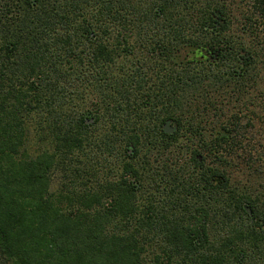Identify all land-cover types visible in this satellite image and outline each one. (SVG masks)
Returning <instances> with one entry per match:
<instances>
[{
    "label": "trees",
    "instance_id": "16d2710c",
    "mask_svg": "<svg viewBox=\"0 0 264 264\" xmlns=\"http://www.w3.org/2000/svg\"><path fill=\"white\" fill-rule=\"evenodd\" d=\"M224 1L0 0V264H264V0L250 46Z\"/></svg>",
    "mask_w": 264,
    "mask_h": 264
},
{
    "label": "rangeland",
    "instance_id": "374dc122",
    "mask_svg": "<svg viewBox=\"0 0 264 264\" xmlns=\"http://www.w3.org/2000/svg\"><path fill=\"white\" fill-rule=\"evenodd\" d=\"M224 2L227 4L226 7L229 8V5L231 4V0H225ZM236 4H237V1L236 3L231 4L230 6L231 10L230 12H228L230 14L229 17H230V28H231V31H229V33H234L235 35L239 34L242 36L243 35L242 31H240L242 18L240 16V11L239 9H237ZM242 38L244 39V41L246 42L248 46H250L253 43L255 44V40L250 36L243 35ZM170 124H171L170 122H166L164 126L166 125L167 128H172L174 131L173 125L171 124L172 125L171 126ZM164 126H163V129H164ZM167 134H170V133H167Z\"/></svg>",
    "mask_w": 264,
    "mask_h": 264
},
{
    "label": "water",
    "instance_id": "95a60500",
    "mask_svg": "<svg viewBox=\"0 0 264 264\" xmlns=\"http://www.w3.org/2000/svg\"><path fill=\"white\" fill-rule=\"evenodd\" d=\"M164 131H165L166 133H172V132H173V129H172V128H167V126L165 125V126H164Z\"/></svg>",
    "mask_w": 264,
    "mask_h": 264
},
{
    "label": "flooded vegetation",
    "instance_id": "af4514ba",
    "mask_svg": "<svg viewBox=\"0 0 264 264\" xmlns=\"http://www.w3.org/2000/svg\"><path fill=\"white\" fill-rule=\"evenodd\" d=\"M164 130V129H163Z\"/></svg>",
    "mask_w": 264,
    "mask_h": 264
}]
</instances>
